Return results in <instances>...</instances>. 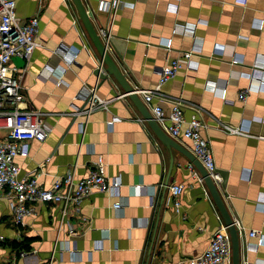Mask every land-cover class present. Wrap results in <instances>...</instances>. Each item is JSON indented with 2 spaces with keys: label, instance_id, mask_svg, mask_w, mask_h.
<instances>
[{
  "label": "crops",
  "instance_id": "obj_1",
  "mask_svg": "<svg viewBox=\"0 0 264 264\" xmlns=\"http://www.w3.org/2000/svg\"><path fill=\"white\" fill-rule=\"evenodd\" d=\"M81 1L96 29L108 25L109 0ZM123 1L107 26L121 38L116 46L122 59L108 50L133 86L153 88L157 67L199 44L192 55L197 65L180 68L161 91L201 109L202 134L210 139L215 168L226 171L223 189L217 173L214 181L228 212L246 231L264 233L259 202L264 197V139L256 137L264 135V69L251 74L255 63H264V0ZM15 2L20 20L38 13L40 38L28 59H11L21 70L20 107L39 109L51 127L44 140L28 141L27 155L16 157L19 175L34 170L49 186L68 170L86 175L101 155L106 175L117 177L120 186L112 193H89L78 212L69 210L63 217L60 203H36L24 225L13 223L9 201L0 199L5 262L14 257L19 264H179L199 254L224 222L202 178L191 175L192 161L158 138L113 77L97 79L99 55L72 0ZM231 54L241 62L232 64ZM249 84L251 90L241 99L239 90ZM91 88L107 106L96 107L86 119L71 103L85 106ZM135 93L144 103L143 93ZM151 102L169 113L168 100L153 97ZM190 112L184 108L186 117ZM112 117L118 119L108 124ZM224 124L241 132L228 131ZM171 138L193 155L189 139ZM173 182L183 184L179 211L168 187ZM115 201L121 206L113 207ZM238 235L240 264L244 258L245 264H264V238L257 243L254 236L244 241ZM15 248L24 249L25 256L15 255Z\"/></svg>",
  "mask_w": 264,
  "mask_h": 264
},
{
  "label": "built area",
  "instance_id": "obj_2",
  "mask_svg": "<svg viewBox=\"0 0 264 264\" xmlns=\"http://www.w3.org/2000/svg\"><path fill=\"white\" fill-rule=\"evenodd\" d=\"M124 5L123 0H109L108 11L110 18L105 27H100L97 31L104 37V30L109 27L115 16L116 11ZM175 9V6L173 7ZM105 38V37H104ZM40 45L39 38V17L34 13L26 19L20 20L16 16L15 0H0V199H7L11 206L12 221L15 224L24 225L25 217L35 213L36 203L54 202L60 203L61 217L65 216L67 211L78 212L82 199L93 191H102L112 193L119 189L120 181L117 177H108L105 172V161L101 155H98L92 162L87 174L77 177L73 170H68L65 174L53 179L49 186L42 185L38 176L39 173L31 171L29 174L19 175V165L16 162L18 155L28 154V141L37 139L42 141L46 138L51 127L44 121L42 112L39 109L21 108L23 94L20 85V68L11 61L12 57L28 59L33 50ZM168 46V45H167ZM199 48L198 43L184 50L180 56L169 58L163 65L157 67V83L153 88H136L135 92L143 93V101L149 106L152 116L157 123L170 136H182L191 141V151L199 160L203 167L210 173L213 180L218 176L214 172L215 162L211 148V142L208 137L202 134L206 128L201 109L196 105H190L179 97H173L164 94L161 91L163 83L172 78L177 71L182 68H194L197 61L192 58L195 50ZM66 52L62 47L57 50ZM74 55L70 56L73 62ZM230 62L232 64L240 63V59L231 54ZM98 65L102 67L103 62L99 60ZM256 64V63H255ZM253 65L251 74L255 76V71L264 69V63ZM253 83V82H252ZM252 86L243 87L239 90L238 96L244 99ZM88 92V91H87ZM125 95V94H123ZM168 100L170 110L165 114L163 108L158 103H152V98ZM98 106L106 107L104 99L98 97L94 88L87 93L86 104L79 107L74 102L71 103L73 111L82 112L86 119L89 113ZM189 107L191 112L188 117L184 115V108ZM118 117H112L108 120L111 124ZM86 120L80 121L81 130ZM228 131L241 132V128L230 125H223ZM263 138L264 135H257ZM188 167L191 175L201 180L199 171L193 163ZM169 190L172 197L174 210H180V194L183 184L173 182L169 184ZM260 207L264 212V197H261ZM121 206L120 201H115L113 207ZM84 221L85 218L82 217ZM2 217L0 216V222ZM82 220V222H83ZM234 225L238 229L244 241L246 236H254L257 243L264 238V233L260 229H249L234 219ZM69 233L75 230L68 227ZM5 241L4 236L0 234V247ZM59 250H63L60 248ZM15 255L24 257V249L15 248ZM72 251V250H70ZM230 264L231 263V237L227 230V225L223 224L214 230L209 237L207 246L199 254L184 258L178 261L179 264ZM246 259L244 258L243 264ZM0 264H19L14 257L4 258L0 255Z\"/></svg>",
  "mask_w": 264,
  "mask_h": 264
},
{
  "label": "water",
  "instance_id": "obj_3",
  "mask_svg": "<svg viewBox=\"0 0 264 264\" xmlns=\"http://www.w3.org/2000/svg\"><path fill=\"white\" fill-rule=\"evenodd\" d=\"M78 15L82 21V24L93 43L94 47L96 48L99 59L103 62L102 67L98 65L95 66L94 74L96 75L97 79L101 80H108L109 76L113 77V79L118 83L120 88L122 89V93L126 94L128 98L132 101V103L136 106L139 110L142 117L146 120L148 125L154 131V133L158 136V138L163 141L168 147H172L177 149L178 151L185 154L195 165L199 174L204 181L206 189L208 193L212 197L225 225H227V230L231 237V258L232 264H240V245H239V235L238 229L236 225H234V219L228 212L223 198L215 184V181L211 177L210 173L203 167V165L199 162V160L194 156L190 155V153L184 151L177 143H175L174 139L165 132V130L157 123L155 118L150 113L149 109L146 105L142 102V100L137 96L135 93V89L137 85H132L126 76V72L122 71L121 68L115 63L112 59L108 48H112L115 53L118 55L120 59H122V53L118 50L116 43L118 42L120 37L112 34L107 28L104 30V37L97 31V29L92 24L86 9L81 0H72ZM120 43V42H118ZM214 172L217 173L220 177L219 185L223 189L225 184V177L226 171L223 169H214Z\"/></svg>",
  "mask_w": 264,
  "mask_h": 264
}]
</instances>
